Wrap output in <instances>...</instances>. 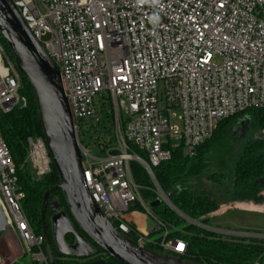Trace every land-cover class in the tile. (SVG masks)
<instances>
[{"label": "built area", "instance_id": "1", "mask_svg": "<svg viewBox=\"0 0 264 264\" xmlns=\"http://www.w3.org/2000/svg\"><path fill=\"white\" fill-rule=\"evenodd\" d=\"M12 2L60 70L82 150L84 179L105 218L126 236L134 231L140 247L157 245L183 256V239H167L166 232L156 242L131 216L135 210L130 207L138 202L155 219L131 164L142 165L157 199L177 210L153 167L168 160L175 147L196 155L222 120L264 108V0ZM154 14L159 15L155 24ZM21 88L20 71L0 39V114L27 105ZM105 94L112 103L108 126L113 142L97 145L101 155L95 156L83 145L81 134L97 117ZM25 163L36 176L51 173L45 138H28ZM24 198L17 165L0 133V205L7 230L19 234L30 264H57L47 253L44 235L35 234ZM196 223L221 238L264 240V234ZM262 261L264 254L254 264Z\"/></svg>", "mask_w": 264, "mask_h": 264}, {"label": "trees", "instance_id": "2", "mask_svg": "<svg viewBox=\"0 0 264 264\" xmlns=\"http://www.w3.org/2000/svg\"><path fill=\"white\" fill-rule=\"evenodd\" d=\"M0 39L5 52L15 63L13 51L8 46L3 35ZM22 88L20 93L26 97V106H16L7 114H0V133L7 142L12 157L17 165L18 181L21 189L25 192L23 208L28 220L36 235H42L45 222L42 217V203L45 192L59 183L58 173L52 163L51 173L40 177L34 176L31 165L25 163L28 156V138L43 137V126L40 118V110L30 85V82L20 72ZM247 114L253 126V131H264V108H251L243 113L222 120L215 130L214 135L197 148L194 156H189L182 146L172 150L171 157L153 167L155 178L165 193L179 189L170 197L175 208L186 218L196 222L206 223L209 215L217 211L220 201L212 197L207 191L204 180H210L222 185L223 173L215 172L208 174L207 157L210 151L222 144L230 133L231 121L237 117ZM112 118V103L109 96L105 101L100 102L97 117L86 127L94 144L109 146L113 139L110 137L108 124ZM135 182L141 187L140 193L146 203H153L157 199L156 193L152 190L153 182L148 173L137 162L131 164ZM264 182V141H255L247 145L237 160L233 174V200H237L243 194L255 202L263 203L260 191ZM261 185V186H260ZM50 199L60 201V209L64 210L72 219L75 227L82 232L77 222L72 217L67 205L65 194L62 190H54ZM145 211L140 203L136 202L130 207V211ZM153 216L158 223L160 236L153 239L156 242L164 239L167 232V239L180 238L187 244L186 253L181 256L185 261L197 264H254L264 254V240L253 239L242 241L236 238H221L219 235L206 230L200 226H194L183 218L178 212L161 202L151 208ZM51 215V213H49ZM47 213L44 219L50 232V225L47 221ZM50 236L51 251L54 256L69 259L73 264H82L81 258L64 256L58 250ZM133 241L138 239L133 231L127 235ZM68 243H74V236L67 235ZM148 248L154 251L163 252L157 246L148 244ZM47 250V248H46ZM101 254L108 255L103 249L97 247L94 255L89 257L87 262L98 260ZM109 256V255H108Z\"/></svg>", "mask_w": 264, "mask_h": 264}, {"label": "water", "instance_id": "3", "mask_svg": "<svg viewBox=\"0 0 264 264\" xmlns=\"http://www.w3.org/2000/svg\"><path fill=\"white\" fill-rule=\"evenodd\" d=\"M0 33L13 51L18 70L26 76L33 89L48 152L59 176V183L45 192L42 203L43 220L48 206L53 214L51 229L57 250L64 256L87 258L94 255L97 247H100L113 259L108 261L101 258L87 264H197L185 261L181 256L140 247L105 218L84 179L82 150L64 93L60 70L12 0H0ZM249 123L250 119L244 117L243 127H248ZM263 140L264 134L259 131L252 133L251 142ZM261 185L264 187V182ZM54 190L64 192L71 215L82 232L77 230L71 217L59 209L61 203L58 199L49 200ZM178 191L176 189L166 195L170 198ZM159 203L161 199H156L149 203V207ZM7 228L6 215L0 205V238ZM43 235L47 236L46 226ZM67 235L74 236V243L67 242ZM48 244L47 253L53 260ZM2 261L0 251V264Z\"/></svg>", "mask_w": 264, "mask_h": 264}, {"label": "rangeland", "instance_id": "4", "mask_svg": "<svg viewBox=\"0 0 264 264\" xmlns=\"http://www.w3.org/2000/svg\"><path fill=\"white\" fill-rule=\"evenodd\" d=\"M104 96L107 97L108 95L105 94ZM96 101H100L99 96L96 97ZM244 117H246V119L249 118L247 114H244L243 117L239 116L231 121L230 133L227 139L222 144L213 148L207 157V173L211 174L220 172L224 174V177L222 178L223 183L221 186L214 181L206 179L204 180V186H206L205 188H207V191L212 197L220 201L219 209L215 211L216 213L213 212L209 215L210 218L205 223V225L224 231L264 234V214L246 212L238 210L237 208H229L225 211H222L225 205H230L232 202H234L229 190H233V174L235 164L239 159L243 149L249 145L250 132H253V126L251 122L248 124V127H243ZM81 137L83 145L90 150L91 154L95 156L101 155L100 149L94 144V140L91 139L90 133L87 130H83ZM33 175L36 176L35 174ZM246 195L247 194H243V196H241L245 197ZM260 196H263L264 198V187L261 188ZM140 214H143V217L148 221V231L153 233V239L158 238L160 233L156 232L158 230L157 221L147 211H140ZM181 216L194 226L198 227L201 225L200 223H196L194 220L186 218L183 214ZM49 246H51L50 243L48 244V247ZM0 251L3 260L7 264H30L29 256L25 253L22 240L20 239L19 234L14 231L7 230L0 238ZM53 257L57 264H73L67 258L57 257L54 255ZM101 257L105 258L104 254H101ZM262 262L264 264V261Z\"/></svg>", "mask_w": 264, "mask_h": 264}, {"label": "crops", "instance_id": "5", "mask_svg": "<svg viewBox=\"0 0 264 264\" xmlns=\"http://www.w3.org/2000/svg\"><path fill=\"white\" fill-rule=\"evenodd\" d=\"M230 194L231 197L235 196L234 194H232V192H230ZM242 196L238 195L237 197L240 198H238L237 200H233L234 202H232L230 205H225L222 211H225L229 208H237L238 210H242L246 212H256L259 214H264V202L263 204L257 203L253 199H249ZM131 216L138 221L139 226L143 227L146 231L148 230V221L143 217V214H140V211L135 210L134 212L131 213Z\"/></svg>", "mask_w": 264, "mask_h": 264}, {"label": "flooded vegetation", "instance_id": "6", "mask_svg": "<svg viewBox=\"0 0 264 264\" xmlns=\"http://www.w3.org/2000/svg\"><path fill=\"white\" fill-rule=\"evenodd\" d=\"M253 132H256L255 130L253 131ZM253 132H250V142H249V144H252L253 142H251L252 141V133ZM261 134H264V131H259ZM264 141V140H263ZM50 201H54L55 199H49ZM59 209H60V207H59ZM46 213L49 215V213H51L50 212V207L48 206L47 207V210H46ZM46 213H45V215H46ZM52 213H51V215H49L48 217H47V221L49 222V225H50V232L49 231H47L48 230V227H47V222H46V220L44 219V222H45V226H46V233H47V236L46 237H44L45 238V245L47 244V243H50V236L49 235H52V240H53V232H52V229H51V217H52ZM48 239V240H47ZM54 241V240H53ZM51 247V246H50ZM104 259H107L108 261H113V259L110 257V256H108V255H104ZM89 259V257H87V258H81L80 260H81V262H82V264H87L88 262H87V260ZM90 263V262H89Z\"/></svg>", "mask_w": 264, "mask_h": 264}, {"label": "clouds", "instance_id": "7", "mask_svg": "<svg viewBox=\"0 0 264 264\" xmlns=\"http://www.w3.org/2000/svg\"><path fill=\"white\" fill-rule=\"evenodd\" d=\"M140 3H144L145 0H139ZM150 3H152L153 5H159L160 3V0H149ZM151 20L152 22L155 24V23H158L159 21V15L158 14H154L152 17H151Z\"/></svg>", "mask_w": 264, "mask_h": 264}]
</instances>
